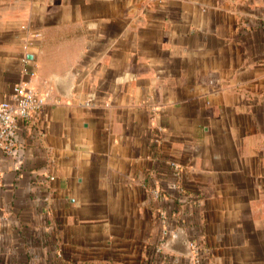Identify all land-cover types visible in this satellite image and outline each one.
Wrapping results in <instances>:
<instances>
[{"label":"crops","instance_id":"obj_1","mask_svg":"<svg viewBox=\"0 0 264 264\" xmlns=\"http://www.w3.org/2000/svg\"><path fill=\"white\" fill-rule=\"evenodd\" d=\"M27 43L0 264H264V0H0V101Z\"/></svg>","mask_w":264,"mask_h":264},{"label":"built area","instance_id":"obj_2","mask_svg":"<svg viewBox=\"0 0 264 264\" xmlns=\"http://www.w3.org/2000/svg\"><path fill=\"white\" fill-rule=\"evenodd\" d=\"M39 37V32L31 31L30 42ZM29 45L30 43H27L23 46L24 52L21 57L22 74L26 79L12 86L9 100L0 101V184L2 158L16 155L19 126L23 122L30 121L34 114L41 111L46 105V96L30 84L31 78L35 76V70L30 67L31 59L28 57L27 50ZM170 164L176 173L180 170V166L176 162ZM172 188L183 190L176 182L172 184ZM154 193L158 197L159 193L157 191ZM193 252H196L195 248H193Z\"/></svg>","mask_w":264,"mask_h":264},{"label":"water","instance_id":"obj_3","mask_svg":"<svg viewBox=\"0 0 264 264\" xmlns=\"http://www.w3.org/2000/svg\"><path fill=\"white\" fill-rule=\"evenodd\" d=\"M28 57L31 58V55H28ZM174 241H175V240H173L172 243H169L168 246H170V247H174V244H173ZM182 244H183L182 246H183V248H184L183 251H184V252L187 251V248H188V241H187V240H184V241L182 240Z\"/></svg>","mask_w":264,"mask_h":264}]
</instances>
